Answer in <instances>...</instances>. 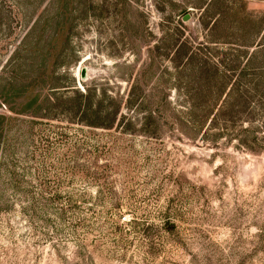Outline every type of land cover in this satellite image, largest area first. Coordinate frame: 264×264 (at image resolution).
Returning <instances> with one entry per match:
<instances>
[{
	"label": "rangeland",
	"instance_id": "1",
	"mask_svg": "<svg viewBox=\"0 0 264 264\" xmlns=\"http://www.w3.org/2000/svg\"><path fill=\"white\" fill-rule=\"evenodd\" d=\"M0 264H264V0H0Z\"/></svg>",
	"mask_w": 264,
	"mask_h": 264
},
{
	"label": "water",
	"instance_id": "2",
	"mask_svg": "<svg viewBox=\"0 0 264 264\" xmlns=\"http://www.w3.org/2000/svg\"><path fill=\"white\" fill-rule=\"evenodd\" d=\"M188 18H189V15L187 14V15L184 17V20H188ZM85 75H86V68H84V69L82 70V76L85 77Z\"/></svg>",
	"mask_w": 264,
	"mask_h": 264
}]
</instances>
